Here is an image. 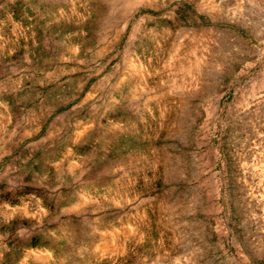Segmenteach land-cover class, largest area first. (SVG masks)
<instances>
[{
  "label": "rangeland",
  "instance_id": "obj_1",
  "mask_svg": "<svg viewBox=\"0 0 264 264\" xmlns=\"http://www.w3.org/2000/svg\"><path fill=\"white\" fill-rule=\"evenodd\" d=\"M0 264H264V0H0Z\"/></svg>",
  "mask_w": 264,
  "mask_h": 264
}]
</instances>
